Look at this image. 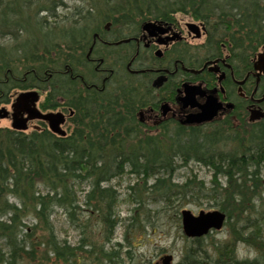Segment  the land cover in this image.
<instances>
[{
	"label": "trees",
	"instance_id": "16d2710c",
	"mask_svg": "<svg viewBox=\"0 0 264 264\" xmlns=\"http://www.w3.org/2000/svg\"><path fill=\"white\" fill-rule=\"evenodd\" d=\"M83 1L88 9L77 8L80 19L71 20L65 29L56 13L65 8L63 0H0V105L9 103L13 91L43 88L49 90L43 110L59 107L62 98L73 111L65 136L45 124L28 134L0 127V264L35 259L29 241L39 229L47 233L43 245L56 259L68 262L79 253L97 261L117 259L115 250H96L86 237L76 248L59 240L55 212L62 211L82 236L95 217L109 244L121 224L127 233L145 226L148 215L138 222L137 211L146 199L172 202L179 194L213 198L226 214L225 226L231 228L235 244L246 243L260 254L255 261L241 262L233 241L214 243L213 261L199 239L196 247L186 250L183 264H264V123L247 125L242 119L239 128L228 124L189 133L178 128L172 137L147 135L137 119L141 96L124 78L103 95H86L60 73L80 60L87 38L98 30L89 29L95 21L108 19L131 28L147 17L174 13L204 22L210 39L231 45L245 63L264 47V0ZM43 79L50 83L37 82ZM177 162H197L210 170L207 195L205 182L195 177L182 184L173 181ZM125 175L136 179L126 190L128 201L137 206L127 221L116 212L120 195L113 184ZM28 216L36 219L34 228L28 227Z\"/></svg>",
	"mask_w": 264,
	"mask_h": 264
},
{
	"label": "flooded vegetation",
	"instance_id": "af4514ba",
	"mask_svg": "<svg viewBox=\"0 0 264 264\" xmlns=\"http://www.w3.org/2000/svg\"><path fill=\"white\" fill-rule=\"evenodd\" d=\"M189 18L191 21L178 13L147 17L131 28L102 20L98 30L87 38L85 51L74 68L65 65L60 73L73 80L86 95H103L110 91L111 84L124 78L141 96L137 119L147 135L172 137L178 128L189 133L228 124L239 128L242 119L247 125L264 123V117L250 120L252 110L264 112V61H259L264 47L243 63L231 45L216 44L210 39V28L204 22L190 15ZM37 82L43 86L50 83L48 79ZM48 91H13L8 96L9 103L0 105V120L11 121L12 130L28 134L42 124L49 128L46 121L38 118L40 112L58 113L62 115L58 118L60 129L66 135L63 128L69 124L73 111L62 98L59 107L43 110L44 98L41 99ZM199 239L202 238L191 240ZM165 256L153 264H163ZM76 260L79 264L81 259L63 262L76 264ZM173 261L174 257L171 264ZM183 262L184 257L179 264Z\"/></svg>",
	"mask_w": 264,
	"mask_h": 264
},
{
	"label": "rangeland",
	"instance_id": "374dc122",
	"mask_svg": "<svg viewBox=\"0 0 264 264\" xmlns=\"http://www.w3.org/2000/svg\"><path fill=\"white\" fill-rule=\"evenodd\" d=\"M63 1L65 8H58L56 13L58 14L57 21L59 26L66 29L69 26L68 22L80 19V17L75 13L77 11L76 9L86 10L88 9V3L83 0ZM178 14H181V17L186 18L185 20L191 21L189 15L183 13ZM44 15L45 14H41V16ZM100 24L101 23L99 21H95L89 25V29L98 27ZM93 33L94 32L90 33L89 39ZM3 77L4 74L0 73V78L3 79ZM114 85L115 83L111 84L110 90L113 89ZM43 98L44 97H42L41 101ZM10 126L11 121L4 119L0 120V127L10 128ZM69 127L70 125L67 124L63 129L68 132L70 130ZM232 146L235 147V143L232 142L230 147L233 148ZM177 164L180 166L177 167V170L174 173V182L182 184L186 179L195 177L197 182H205V194L208 193L211 187L210 181L212 177V173L208 168L197 162H190L186 166L181 165V162H177ZM135 182L136 179L133 176L125 175L122 179L116 180L113 183L117 186L116 188L120 195L116 212L126 221L128 218H132L134 216V208L137 207L133 202L128 201L126 194L128 185ZM152 183L153 182L150 181L148 185L150 186ZM81 189L87 190L86 186H83ZM79 195L83 196L84 193L81 192ZM174 198L175 197L172 198V202L163 200L158 201V203H155L151 199H146L144 201L145 203L143 208L137 211L138 222H144L143 218L148 215L146 222H144L145 226L140 230L133 229L131 232L127 233L125 226L121 224L117 228L116 234L109 244H106L104 241L105 232L103 225L98 223L95 217L92 221L93 224L91 229H89V231L87 230L86 234L82 236L80 230H77L68 224L62 211H56L53 216L55 233L59 240H65L70 243L71 246L79 245L81 237H86L95 244L96 250L103 248L107 252H111L113 250L117 252V259H112V262H106L104 259L99 261H97V259L94 261L95 259H91L87 257V255L79 253V256L77 257L81 259L79 264H153L156 259H160L163 255H172L174 257L173 264H179L183 261L186 250L193 246L196 247L197 245V242L192 241L191 238H187L183 233L181 212L183 210H190L192 213L197 215L200 211L208 212L218 210V207L213 198H205L201 195L192 196L191 194H188L181 197L179 194V196L177 195L176 198ZM84 217H87V215ZM26 223L29 228H34L37 225L36 219L33 216H28L26 218ZM46 236V232H42L40 229L36 230L34 236L29 241V244H31L30 248L34 247L33 253L35 259L25 258L22 259L19 264H65L62 260L56 259L50 254L48 255L47 248L43 245L46 240ZM202 239L203 248L212 255L211 258H209L213 261H215L216 258L213 252L214 246H212L214 243H230L231 241H233L232 243L234 244L236 243L233 240L234 238L229 226H224L221 231H214ZM234 246L237 251L238 248L243 250L244 246L250 245L238 242ZM93 257H95V254ZM74 263L78 264V261L76 260Z\"/></svg>",
	"mask_w": 264,
	"mask_h": 264
},
{
	"label": "water",
	"instance_id": "95a60500",
	"mask_svg": "<svg viewBox=\"0 0 264 264\" xmlns=\"http://www.w3.org/2000/svg\"><path fill=\"white\" fill-rule=\"evenodd\" d=\"M194 26V24H192ZM123 42H128L123 41ZM259 61H264V54H260ZM264 99V98H263ZM61 114L55 113H39L38 118L46 121L49 124L50 130L58 135L65 136V132L60 129L59 117ZM264 117V112L261 110H252L250 120L254 121ZM182 229L187 238H202L213 231H220L224 227L227 217L226 214L219 211H200L197 215L190 210H183L181 213ZM163 264H171L172 255H167L163 258Z\"/></svg>",
	"mask_w": 264,
	"mask_h": 264
},
{
	"label": "clouds",
	"instance_id": "9594fccd",
	"mask_svg": "<svg viewBox=\"0 0 264 264\" xmlns=\"http://www.w3.org/2000/svg\"><path fill=\"white\" fill-rule=\"evenodd\" d=\"M259 251L252 247V246H244V249L241 250L240 248L236 251V259L238 261L244 262H252L258 259L259 257Z\"/></svg>",
	"mask_w": 264,
	"mask_h": 264
}]
</instances>
